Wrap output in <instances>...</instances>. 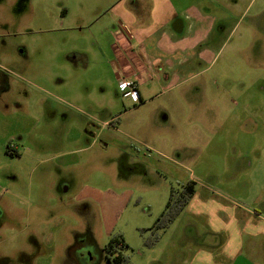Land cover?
<instances>
[{
    "label": "rangeland",
    "instance_id": "374dc122",
    "mask_svg": "<svg viewBox=\"0 0 264 264\" xmlns=\"http://www.w3.org/2000/svg\"><path fill=\"white\" fill-rule=\"evenodd\" d=\"M173 1L219 17V39L202 61V41L182 56L172 85L140 83L138 105L111 66L110 29L125 11L138 27L160 24L168 0H0V33L20 34L13 48L29 63L0 90V264L27 236L39 243L34 264H62L79 239L89 250L79 264H109L104 247L119 234L128 264H185V227L206 220L184 207L155 223L189 181L239 211H264V0ZM250 261L264 264V244Z\"/></svg>",
    "mask_w": 264,
    "mask_h": 264
},
{
    "label": "crops",
    "instance_id": "0c3cea01",
    "mask_svg": "<svg viewBox=\"0 0 264 264\" xmlns=\"http://www.w3.org/2000/svg\"><path fill=\"white\" fill-rule=\"evenodd\" d=\"M168 3L169 8L164 11L160 24L154 21L153 27L147 26L149 20L146 27H138L134 23L135 18L133 22L125 11L118 13L119 24L110 29L108 47L112 52L111 66L117 72V80L123 77L136 80L140 95L138 105L145 102L139 90L140 83L156 78L168 80L172 85L182 78L183 71L177 70V66L184 64L182 56L199 48L200 41L204 40L214 21V14L201 10L195 3L182 9L177 8L173 0H168ZM176 15L185 17L182 31H176L171 26L170 21ZM102 37L98 34L96 40L100 51L103 49ZM112 120H117V116ZM210 195L195 189L185 206L187 211L206 220L207 228L201 231L191 225L185 227L184 235L189 238L182 247L190 254L183 257V263L250 264V257L264 244V211L249 208L239 211L240 207L215 201L220 196L217 193ZM189 227L194 230L188 235ZM208 230L209 234H206Z\"/></svg>",
    "mask_w": 264,
    "mask_h": 264
},
{
    "label": "flooded vegetation",
    "instance_id": "af4514ba",
    "mask_svg": "<svg viewBox=\"0 0 264 264\" xmlns=\"http://www.w3.org/2000/svg\"><path fill=\"white\" fill-rule=\"evenodd\" d=\"M137 1H139L138 4L142 5V0H137ZM133 2L134 0H131V3ZM218 18L219 17L215 15L214 21L212 23V27L207 32L206 37L202 41V44H204L205 42H208L209 39L211 38L213 39L214 37H215L214 38L215 40L219 39V36H218L219 32L216 34V36L214 35L215 31L217 30ZM181 22L183 25L185 24V17H179L177 15L174 16L170 21L172 28H174L176 31H182ZM143 24H140V25H143ZM117 25L114 24V27H116ZM0 29L2 30L8 29L4 21L0 24ZM19 35H20L19 33H15V32L0 33V90L2 92L8 91V86H10L9 81L12 78H14V76L18 77V74L16 73L15 70H23L26 67H29V63L26 61V57H27L26 55L27 52L25 51L26 49L23 46H18L16 49L13 48L14 42L17 39V37L20 38ZM7 36H10V37H7ZM128 38L131 39V34L129 33H128ZM209 43L210 41L205 46L203 45L200 46L204 48L198 52V57L200 58V60L202 59V56H204L202 52L205 51L206 49L205 47H208L207 45ZM18 49L20 50V52L18 51ZM4 58H7V59L4 60ZM6 152L11 156L20 155L19 149L13 142H9L7 144ZM4 215H5L4 208L0 207V228L3 226L1 222H2V217H4ZM77 234L79 235V233ZM26 240H27V243H26L27 245H25V250L23 249L20 250V252L22 251V253L19 256H17L15 259L12 257V260L10 259L9 256L7 257L4 256L3 264H10L11 262L13 264H34L35 262L34 258L37 257L38 255L37 250H38L39 243H37L36 245V243L33 242L35 241V239L29 238L28 236L26 237ZM81 241L83 240L79 239L78 242H75L76 244L69 246L68 252L66 253V256L64 257V260H62V264H79L80 263L78 262L79 260H82L84 257L88 256L89 250L83 247L84 244L83 242L81 243ZM106 245L104 247L105 257L107 255Z\"/></svg>",
    "mask_w": 264,
    "mask_h": 264
},
{
    "label": "trees",
    "instance_id": "16d2710c",
    "mask_svg": "<svg viewBox=\"0 0 264 264\" xmlns=\"http://www.w3.org/2000/svg\"><path fill=\"white\" fill-rule=\"evenodd\" d=\"M206 40V39H205ZM203 45V44H202ZM195 192L194 181H189L180 191L172 190L166 206L157 218L155 226L157 228L166 227L174 217L188 204ZM128 246L122 235H117L109 239L106 245V259L109 264H128V258L124 249Z\"/></svg>",
    "mask_w": 264,
    "mask_h": 264
},
{
    "label": "built area",
    "instance_id": "2783aa9c",
    "mask_svg": "<svg viewBox=\"0 0 264 264\" xmlns=\"http://www.w3.org/2000/svg\"><path fill=\"white\" fill-rule=\"evenodd\" d=\"M119 85L124 90L126 88L130 90L129 96L133 98V102H134V99H135V102L140 100V95H139L138 88H137V82L134 78H130V77L120 78Z\"/></svg>",
    "mask_w": 264,
    "mask_h": 264
},
{
    "label": "water",
    "instance_id": "95a60500",
    "mask_svg": "<svg viewBox=\"0 0 264 264\" xmlns=\"http://www.w3.org/2000/svg\"><path fill=\"white\" fill-rule=\"evenodd\" d=\"M183 24H182V22H181V26H182Z\"/></svg>",
    "mask_w": 264,
    "mask_h": 264
}]
</instances>
